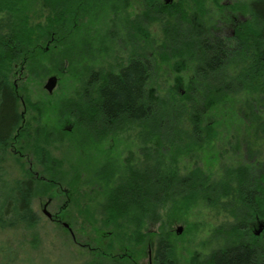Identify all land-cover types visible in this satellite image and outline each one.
I'll return each instance as SVG.
<instances>
[{"label": "trees", "instance_id": "16d2710c", "mask_svg": "<svg viewBox=\"0 0 264 264\" xmlns=\"http://www.w3.org/2000/svg\"><path fill=\"white\" fill-rule=\"evenodd\" d=\"M111 1L0 0V159L5 157L23 123L20 94L12 82L15 67L18 63L30 67L46 57L45 43L54 46L49 55L58 53L59 66L75 57L78 59L82 48L91 43L92 20L101 6ZM136 1H140L146 14L155 13L161 19L167 15L173 17L175 24H169L166 36L179 38L184 47L177 46L174 50L179 57L174 54L171 59L179 58L180 62L191 65L192 75L182 93L149 100L146 91L152 59L142 52L134 53L118 71H106L93 79L92 83H98L96 114L105 124L92 126L94 134L104 136L109 131L99 128L105 129L111 123H140L139 136L142 142L151 141V147L142 148L144 155L132 166L129 160L124 162L115 153L101 152L91 139L87 145L76 143V152L70 160L71 178L65 183L61 180L64 173L52 174L58 168L57 160L51 159L45 150L39 153V169L49 180L52 195L62 200L66 196L63 218L71 215L66 210L76 202V193L81 188L91 192V196L102 195L99 201L109 210L104 215L106 226H113V233L122 241V249L132 250L127 256L124 250L121 261H109L104 253L103 258H107L102 262L109 264H137L134 255H140L148 247L151 237L147 233L132 237L130 231L133 224L142 230L146 217L153 216L161 207L169 206L170 215L176 217L198 199L214 203L216 195L223 191L226 195L240 196L247 210L246 221L255 216L264 221V161L255 158L246 176L227 181H217L203 173L199 164L186 174H181L179 167L181 159L192 158L200 151H212L216 142L223 141L220 129L225 131V142L236 144L235 154L248 152L254 139L264 138V0L222 5L218 19L211 23L202 19L209 13L206 0ZM238 14L244 18L237 20ZM194 20L201 23L197 25ZM177 25L180 27L176 30ZM134 30L139 35L136 41L141 49L145 36L142 23ZM229 30L233 33L227 34ZM174 31L179 33L171 37ZM148 40L149 37L143 41ZM157 51L153 50L154 56ZM159 53L166 59L164 52ZM93 110V105L83 106L78 110L79 116L94 114ZM209 116H214V121L209 122ZM79 148L81 153H77ZM150 149L155 150L154 161L146 158L145 162L144 156ZM170 149L176 151L168 157L165 152ZM204 156L195 162L203 161ZM36 192L37 180L33 174L14 182L0 179V225L23 223L28 229L36 227L39 219L32 207ZM72 215L74 221L79 219L85 225L96 222L92 214L78 211ZM245 225L242 222L236 226V232H243ZM102 234L98 226L93 230L97 241ZM109 234L113 239L108 240L106 252L109 245L113 247L117 243L112 232L102 238L110 237ZM135 237L138 239L135 245L123 242ZM156 242L153 264H177L169 238L161 236ZM256 243L242 241L215 250L209 256V264H264V242Z\"/></svg>", "mask_w": 264, "mask_h": 264}, {"label": "rangeland", "instance_id": "374dc122", "mask_svg": "<svg viewBox=\"0 0 264 264\" xmlns=\"http://www.w3.org/2000/svg\"><path fill=\"white\" fill-rule=\"evenodd\" d=\"M177 1L179 0H174ZM161 2L164 3V0ZM234 2L244 5L246 0H206L203 3L209 13L202 19L206 23L216 21L222 5L229 7ZM142 7L140 1L136 0L106 2L92 20L91 43L82 48L78 59L75 57L71 62L65 61L59 66L58 53L55 51L49 55L54 46L45 43L46 57L36 60L30 67H25L21 63L15 67L12 82L20 94L23 123L11 141L5 157L0 159V179L14 182L28 173L36 177L37 192L32 207L39 220L37 226L32 229L26 228L23 223L0 225V264H109L108 261H102L107 257L109 261L111 259L121 261L124 253L127 256L132 252L122 249V241L113 233V226H106L104 215L108 214L109 210L99 201L102 195L91 196V192L81 188L79 193H76L78 198L76 202L71 209L66 210L67 213L73 214H77L78 211L92 214L93 221L95 217L96 222L85 225L84 221L82 223L79 219L74 221L71 213L64 215V223L69 226L68 228L52 221L46 215L44 209L51 215L56 207L63 208L66 196L63 200L55 198L54 204L50 203L53 193L48 185L49 180L39 169L41 162L39 153L45 150L51 159L57 160L58 168L53 169L52 174L56 176L64 173L61 180L65 183L70 177L72 163L70 160L76 152V143L87 145L91 139L101 152L107 154L111 152L113 155L115 153L124 162L130 160L131 156L137 158L139 152L140 159L144 155L141 149L151 147V141L142 142L139 136L140 123H131L132 121L124 124L123 121L120 124L111 123L105 129L99 128L106 130L105 132L109 131V134L104 136L94 134L92 126L105 124L96 114L99 108L98 83H92L93 79L99 78V75L106 71H118L136 52H142L152 59L151 78L146 91L149 100L155 101L157 97L182 93L187 88L192 75L191 65L180 62L179 58L171 59L174 54L179 57L174 49L177 50V46L183 44L178 41L179 38L167 37L165 31L169 24H175L173 17L167 15L161 19L162 17L155 13L146 14ZM237 18L240 20L244 16L238 14ZM199 20H194V23L198 25L201 23ZM139 22L142 23L145 33L141 49L139 42L136 41L139 35L134 30ZM177 27L180 26L177 25L176 30ZM178 33L174 31L171 37L177 36ZM232 33L233 31L229 30L227 34ZM148 37L150 40L144 42L143 40ZM77 43L81 46L80 41ZM144 47L145 50H142ZM154 49L159 50L155 56ZM159 52H164L166 59H163ZM52 77H55V85L50 91L47 85ZM88 105H93L94 114L85 113L84 117H80L78 110ZM214 119V116H209L208 121ZM220 130L223 132L220 134L223 141L216 142L215 147L211 148L212 151L207 150L205 153L200 151L199 155L180 160L181 174L189 173L199 164V167H203V173L217 181L234 180L238 176H246L255 158L264 161V138L254 139L249 145L248 152L244 150L241 154H235L236 144L233 141L225 142L227 138L224 137L225 131ZM229 136L233 139L232 135ZM81 150L79 148L77 153H81ZM173 151L176 150L170 149L165 153L169 157ZM201 155H205L203 161L196 163L195 160ZM154 156L155 150L146 151L145 162L146 158L153 162ZM63 189L69 192L66 186ZM239 197L232 193L226 195L222 191L216 195L217 200L214 203L198 199L190 209L177 214L176 217L170 215L172 209L169 206L161 207L156 214L146 217L142 230L133 224L130 231L132 237L139 238V235L144 233L151 237L147 243L148 247L143 249L140 255H134L136 263L153 264L155 251L153 248L161 236L171 241L177 264H209V256L227 245L242 241L257 242L256 244L264 242V228L258 235L256 234L261 217L255 216L246 221L247 210ZM241 205L243 207H240ZM242 222L247 227L245 225L243 232H236V226ZM97 226L102 233L112 232L115 235L113 241L117 243L113 244V247L109 245L107 252V243L109 239H113L112 235L102 238L104 235L102 234L101 240H95L93 230ZM136 237L132 238V241L123 242L135 245L138 242ZM100 251H103L102 254ZM104 253L107 254L106 258H103Z\"/></svg>", "mask_w": 264, "mask_h": 264}, {"label": "flooded vegetation", "instance_id": "af4514ba", "mask_svg": "<svg viewBox=\"0 0 264 264\" xmlns=\"http://www.w3.org/2000/svg\"><path fill=\"white\" fill-rule=\"evenodd\" d=\"M139 154L140 153H138V156H137V158H135V157H133V156H131V158H130V160H129V163L130 164H132V166L133 165H135L136 163H138V160H139ZM129 172V171H128ZM54 199H55V197L52 195L51 197H50V203H53L54 202ZM49 201L47 202L48 204H50L49 203ZM48 204H47V206H48ZM54 204V203H53ZM46 206V207H47ZM66 207L65 206H63V208H61V207H56L55 209H54V211H53V215L51 214H49L48 215V213H47V211L44 209V212L46 213V215H48L49 216V218H51L52 219V221H55L56 223H58V224H63V225H65L66 227H68L69 228V226L66 224V223H64V218H63V214H61V212L65 209ZM52 216V217H51ZM151 261V260H150ZM151 264H152V262H151Z\"/></svg>", "mask_w": 264, "mask_h": 264}, {"label": "water", "instance_id": "95a60500", "mask_svg": "<svg viewBox=\"0 0 264 264\" xmlns=\"http://www.w3.org/2000/svg\"><path fill=\"white\" fill-rule=\"evenodd\" d=\"M166 3H171L173 2V0H165ZM55 85V77H52L49 81V84L47 85V88L51 91V89L54 87ZM48 213V212H47ZM49 215V213H48ZM259 228L257 229L256 231V234L258 235L264 228V221L263 220H260L259 221Z\"/></svg>", "mask_w": 264, "mask_h": 264}]
</instances>
